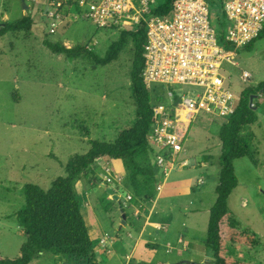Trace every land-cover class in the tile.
Listing matches in <instances>:
<instances>
[{
  "label": "rangeland",
  "instance_id": "1",
  "mask_svg": "<svg viewBox=\"0 0 264 264\" xmlns=\"http://www.w3.org/2000/svg\"><path fill=\"white\" fill-rule=\"evenodd\" d=\"M25 3L27 8L23 0H0V27L25 15L33 18L30 31L0 35V257L3 258L16 257L26 240L17 218V212L25 203L24 185L34 183L49 188L53 178L66 174L64 164L71 155L84 154L91 140L114 141L118 133L129 128L135 120V100L129 75L131 43L106 66L97 65L86 56L70 60L53 54L42 43L47 35L50 40L61 41L68 47L89 46L103 56L124 29L97 27L69 0L67 3L50 0L47 13L46 0H25ZM218 10L217 5L212 7L210 16L215 28H218ZM133 29L136 27L130 30ZM237 63L238 66L224 64L233 80L230 86L236 92L263 80L264 36L254 41L249 49L238 50ZM241 70L249 72V80L242 82L239 79ZM151 97L155 101L157 95L151 94ZM257 115V120L243 129L254 160L244 156L233 161L238 185L228 206L240 226L251 229L262 243L254 251L229 245L228 254L238 260L264 264V115L261 109ZM221 124L202 118L189 127L184 147L190 163L185 170L195 175L193 182L200 174L198 170H192V166L200 161V157L216 161L220 153L218 130ZM114 163L116 166L99 163L96 166L98 175L91 168L77 187L78 198L85 200L83 215L88 213L86 199L90 189L102 197L95 200L91 196L89 207L93 206L104 225L112 214L106 213L105 209H118L120 213L126 194L130 193L134 199L136 196L124 162L116 160ZM120 166L127 173L120 180L122 188H116L120 201L112 195L109 201L108 192L99 185V180L114 190L118 185L114 179ZM178 170H172L169 175ZM107 177L112 181L107 182ZM201 184L197 182L193 189L201 190L204 186ZM214 199V190L205 193L206 202ZM55 255L50 251L36 253L30 264H74Z\"/></svg>",
  "mask_w": 264,
  "mask_h": 264
},
{
  "label": "trees",
  "instance_id": "2",
  "mask_svg": "<svg viewBox=\"0 0 264 264\" xmlns=\"http://www.w3.org/2000/svg\"><path fill=\"white\" fill-rule=\"evenodd\" d=\"M71 5L77 6L73 0ZM172 0H156L151 13H166ZM33 18L25 15L17 20L5 22L0 35L7 32L30 31ZM264 36V27L257 38L243 49H249L253 42ZM146 27L141 24L133 30H121L119 37L110 43L103 56L83 44L66 46L61 41H52L46 35L43 45L53 54L63 55L73 60L88 57L95 64L106 66L116 60L128 43L132 45L130 81L135 100V120L133 124L121 130L112 142L90 141V147L84 154H73L64 164L65 175L57 176L44 189L34 183L23 187L25 203L17 212V218L26 235V240L14 258L0 257V264H30L36 253L50 251L71 257L79 264H96L92 240L88 231L81 205L77 198L76 183L84 176L95 161L109 157L124 162L130 186L136 195H152L155 186V163L153 147L148 140L153 119L151 90L147 88L142 71L145 64L144 47ZM151 93V94H150ZM264 115V79L254 85L242 87L236 107L218 130L220 153L216 200L210 208L206 247L215 258L213 264H253L247 260H238L228 254V246L244 247L255 250L262 241L249 228L240 226L234 213L228 206V199L238 185L233 161L244 156L254 160L247 137L242 134L245 126L257 120L258 110ZM238 245V246H237ZM130 264H147L145 262Z\"/></svg>",
  "mask_w": 264,
  "mask_h": 264
},
{
  "label": "built area",
  "instance_id": "3",
  "mask_svg": "<svg viewBox=\"0 0 264 264\" xmlns=\"http://www.w3.org/2000/svg\"><path fill=\"white\" fill-rule=\"evenodd\" d=\"M73 1L101 29L145 25L142 76L157 95L148 134L154 163L164 178L187 167L190 162L181 153L191 124L202 118L224 123L236 107L242 88H231V73L224 64L238 66L237 51L262 31L264 0H172L169 11L160 14L150 11L156 0ZM215 5L218 28L210 20ZM250 76L241 70L239 79L244 82ZM114 180L121 183L118 176ZM131 198L127 193L126 200Z\"/></svg>",
  "mask_w": 264,
  "mask_h": 264
},
{
  "label": "crops",
  "instance_id": "4",
  "mask_svg": "<svg viewBox=\"0 0 264 264\" xmlns=\"http://www.w3.org/2000/svg\"><path fill=\"white\" fill-rule=\"evenodd\" d=\"M153 151L155 154V148H153ZM181 157L188 159L190 162L185 147ZM116 160L120 159L99 158L92 168L98 175L96 166L99 163L116 166L114 163ZM154 161L155 158L153 157L151 162L154 163ZM192 167V170H198L202 177L196 176L194 182L192 180L195 175H191L190 172H187L189 170H185V168H178L179 170L174 175L171 173L168 178H164L156 167L155 186L159 191L156 192L154 187V191L149 197L147 195H136L134 199V196H132L130 200L123 202L124 206L120 213L118 209H105L106 213L112 212L105 225L99 221L93 206L92 208L89 207L91 196L95 200H100L102 197L97 196L93 190H89L86 199L88 213L83 216L92 240L96 264L139 262L147 264H183L181 263L183 260L213 264L215 258L206 247V240L210 208L216 199L212 202H206L205 193L209 190L216 192L219 165L217 158L216 161L211 158L204 160L201 156L200 161ZM118 169L120 170L118 177L122 181L127 174V170L123 171L124 168H121V166ZM200 178L202 179L201 182H199ZM203 179L206 183L203 182ZM82 180L83 176L75 185L77 198V187ZM99 181L101 186L103 182ZM197 182L202 183L201 185L204 184L199 191L193 189ZM122 186L121 182L114 188L117 195L116 190L119 189L116 188H122ZM110 187L112 188V186ZM107 199L110 201L109 193ZM78 201L82 210L85 200L81 201L78 198ZM123 214L125 215L124 218ZM123 220L125 223H123ZM161 247H164L163 252H161ZM55 257H63L74 264H78L77 261L68 256L56 254Z\"/></svg>",
  "mask_w": 264,
  "mask_h": 264
},
{
  "label": "water",
  "instance_id": "5",
  "mask_svg": "<svg viewBox=\"0 0 264 264\" xmlns=\"http://www.w3.org/2000/svg\"><path fill=\"white\" fill-rule=\"evenodd\" d=\"M46 2H47V5H46V8H45V13H47V10H48V8H49V3H50V0H46ZM23 3H24V7L25 8H27V6H26V3H25V0H23ZM5 25V23H3V25L2 26H4ZM2 27H0V29H1ZM101 186L110 194V195H112L113 196V198L115 199V200H117V201H120V199H119V196L115 193V191L111 188V187H109L107 184H105V183H101ZM125 217V215L123 214V218ZM123 223H125V221L123 220ZM181 263H183V264H212V263H208V262H196V261H191V260H183ZM168 264V263H167Z\"/></svg>",
  "mask_w": 264,
  "mask_h": 264
}]
</instances>
